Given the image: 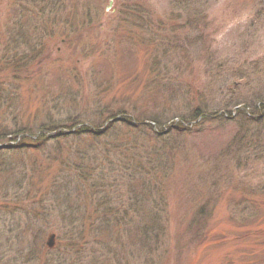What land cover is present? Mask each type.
Instances as JSON below:
<instances>
[{"label":"rangeland","instance_id":"1","mask_svg":"<svg viewBox=\"0 0 264 264\" xmlns=\"http://www.w3.org/2000/svg\"><path fill=\"white\" fill-rule=\"evenodd\" d=\"M262 102L264 0H0V264H264Z\"/></svg>","mask_w":264,"mask_h":264},{"label":"trees","instance_id":"2","mask_svg":"<svg viewBox=\"0 0 264 264\" xmlns=\"http://www.w3.org/2000/svg\"><path fill=\"white\" fill-rule=\"evenodd\" d=\"M262 107H261V109H259V110H257V108L255 109V111L254 110H252V116H254V117H257V116H259L260 114H262V112H264V102H262ZM245 117H246V119L248 120L249 118H251L252 116H249V115H247L245 112L244 113H242ZM241 114V115H242ZM240 115V116H241ZM117 116L116 115H114L113 114V116L112 117H109V119L108 120H111L112 118H116ZM249 117V118H248ZM137 118V117H136ZM253 118V117H252ZM199 119H202V120H204V121H206V120H208V118H207V116H206V114L203 112V111H201V110H198V111H196L193 115H192V117L190 118V121H194V122H198L199 121ZM133 120V119H132ZM131 119H129V118H127V117H125V119H123V121H124V125L127 127V131H131V130H134V129H136V128H138L139 129V127L141 128L142 126H141V124H140V126H138V125H136V124H134V120L132 121ZM141 119H138V120H135V121H139V122H141L140 121ZM106 123V122H105ZM104 122H99V123H90L89 125H86L84 122H75L74 124H72L71 126H66V128H69V129H73V128H75V127H77L79 124L80 125H82V127L81 128H79V131H77V134H79V135H81V136H86L87 134H90L91 135V137H90V142H96V141H98V140H102V138L105 136V135H103V134H106L107 132H105V133H103L101 136H100V133H102L101 132V128H103L104 127V124H105ZM118 122H115L114 124H112L111 126H109V131H108V134H109V132H111V133H113V131H115L116 129H117V126H118V124H117ZM91 125V126H90ZM180 127H183L182 125H179ZM149 128H151L152 129V127L151 126H149ZM55 129H57V128H47V130H55ZM180 129V128H179ZM43 131V130H42ZM65 135H67V133H60V134H58V137L61 139L63 136V138L62 139H66L65 137ZM107 135V134H106ZM47 137H50V136H45V135H42V138L39 140V141H37V142H41V141H46V138ZM1 142V141H0ZM25 146H27V144H24ZM142 182V181H141ZM128 187H129V190L132 192V193H137L138 192V187H140V186H132L130 183H128ZM145 187H147V186H145ZM146 190V189H145ZM100 204V203H99ZM98 204V205H99ZM104 204H105V202H104ZM209 204V203H208ZM208 209V206L206 205L204 208H202V214H206V210ZM129 213V212H128ZM113 213H111V214H109V213H106L105 215H103L101 218H100V220H106V219H108L109 217H114L115 215H112ZM149 217H151V216H149ZM149 217H147L146 216V219H145V222L143 223V226H141V227H137V228H135V226L132 224V223H134V221H133V219L127 214V217H126V220L128 219V220H130V222H127V225H124V226H127V227H129L130 228V230H149L150 229V227H151V224L152 223H150L149 221ZM131 218V219H130ZM149 221H148V220ZM153 219H155V218H153ZM96 221H97V218H96ZM110 221V220H109ZM116 221H120V220H116ZM154 221H156L157 222V220H154ZM93 222V223H92ZM92 224H94V220H92ZM110 222H112V221H110ZM121 222V221H120ZM122 223V222H121ZM107 225V224H106ZM119 225V224H118ZM118 225H117V222H116V226L118 227ZM122 225V224H121ZM131 225H133V226H131Z\"/></svg>","mask_w":264,"mask_h":264},{"label":"water","instance_id":"3","mask_svg":"<svg viewBox=\"0 0 264 264\" xmlns=\"http://www.w3.org/2000/svg\"><path fill=\"white\" fill-rule=\"evenodd\" d=\"M50 245H52V243H50Z\"/></svg>","mask_w":264,"mask_h":264}]
</instances>
